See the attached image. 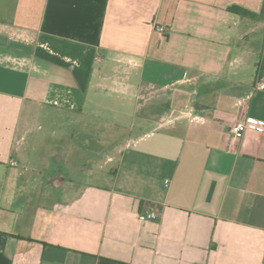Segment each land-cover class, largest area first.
Returning a JSON list of instances; mask_svg holds the SVG:
<instances>
[{
  "label": "crops",
  "instance_id": "obj_1",
  "mask_svg": "<svg viewBox=\"0 0 264 264\" xmlns=\"http://www.w3.org/2000/svg\"><path fill=\"white\" fill-rule=\"evenodd\" d=\"M262 3L0 0V264H264V131L229 132L264 123V20L228 11ZM130 106L79 179L52 135Z\"/></svg>",
  "mask_w": 264,
  "mask_h": 264
},
{
  "label": "rangeland",
  "instance_id": "obj_2",
  "mask_svg": "<svg viewBox=\"0 0 264 264\" xmlns=\"http://www.w3.org/2000/svg\"><path fill=\"white\" fill-rule=\"evenodd\" d=\"M111 103L113 104V100ZM120 106L123 111V109H125L123 108L124 106ZM133 109L134 106H130L128 109H126V111H124V113L119 112L114 114L105 110L104 108H99L97 109V114H94L92 116L93 118L97 117L99 120H95L93 121V123L88 124V126L90 127L89 129H84V131H82L77 129L71 130L70 128H67L66 131L57 132L52 135V140L59 139L60 134H63V132H65V134H67L68 136L69 141H71V144L68 147L69 150L73 152V154L79 153L76 155L78 157L75 158V160L77 159L78 161H76V163L74 162V165L78 166L77 170H81L79 166H83V172L77 173L79 179H83V176H85L90 170L95 171L99 165L103 166V161H100V163H96L95 161H87L91 155L90 152H92L96 148L102 150L99 154L100 159H103V156H106L107 154H111L108 152L112 150V146H98L101 141L109 138L111 139L109 140V142L111 141L110 143L113 142L115 146H118V144H124V142L128 138H133L134 136H136L140 130H145L152 127V125L148 122L143 123V121L141 120L140 117H142V111H140V107H138V111L136 112V114L132 112ZM71 115L74 116L76 114ZM92 117H87L86 120L88 121L89 118L91 119ZM106 120L108 121V125L104 127L103 122ZM88 122L90 123V121ZM95 128L98 130H96ZM70 136L72 137L69 138ZM79 157L82 158V161H80ZM110 167L111 166H109L108 168Z\"/></svg>",
  "mask_w": 264,
  "mask_h": 264
},
{
  "label": "built area",
  "instance_id": "obj_3",
  "mask_svg": "<svg viewBox=\"0 0 264 264\" xmlns=\"http://www.w3.org/2000/svg\"><path fill=\"white\" fill-rule=\"evenodd\" d=\"M156 29L158 32L161 33L165 31L164 27H156ZM248 130H254L256 132L261 133L264 131V123L254 118H245L232 124L229 132L234 140H240ZM167 184L168 182H166V185ZM138 219L143 222L155 221L158 219V215L153 211L147 213H140L138 215Z\"/></svg>",
  "mask_w": 264,
  "mask_h": 264
},
{
  "label": "trees",
  "instance_id": "obj_4",
  "mask_svg": "<svg viewBox=\"0 0 264 264\" xmlns=\"http://www.w3.org/2000/svg\"><path fill=\"white\" fill-rule=\"evenodd\" d=\"M229 12L238 15L242 19H248L252 22H260L264 20V0L262 3L261 10L258 14L252 13L250 11H247L245 9H242L240 7H230L228 9Z\"/></svg>",
  "mask_w": 264,
  "mask_h": 264
}]
</instances>
